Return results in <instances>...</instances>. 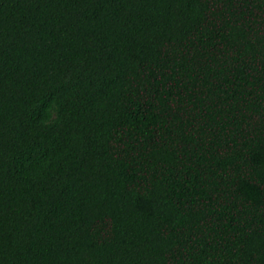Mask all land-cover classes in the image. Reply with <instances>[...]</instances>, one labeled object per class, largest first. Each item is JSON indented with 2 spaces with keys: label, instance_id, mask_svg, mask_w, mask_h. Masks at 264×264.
Instances as JSON below:
<instances>
[{
  "label": "trees",
  "instance_id": "obj_1",
  "mask_svg": "<svg viewBox=\"0 0 264 264\" xmlns=\"http://www.w3.org/2000/svg\"><path fill=\"white\" fill-rule=\"evenodd\" d=\"M0 264H264V0H0Z\"/></svg>",
  "mask_w": 264,
  "mask_h": 264
}]
</instances>
